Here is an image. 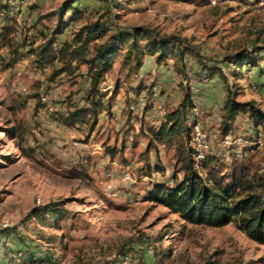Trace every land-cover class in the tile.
I'll return each mask as SVG.
<instances>
[{
    "label": "rangeland",
    "instance_id": "374dc122",
    "mask_svg": "<svg viewBox=\"0 0 264 264\" xmlns=\"http://www.w3.org/2000/svg\"><path fill=\"white\" fill-rule=\"evenodd\" d=\"M70 2L0 0L17 20L12 48L0 51V264H264V244L234 223L193 224L152 197L185 175L176 144L154 131L187 92L189 145L203 176L204 157L216 156L222 174L248 165L264 178V126L246 111L228 134L222 129L230 94L264 112V0H84L76 5L83 16L70 21L65 12L68 28L55 37ZM97 21L109 36L176 37L186 53L184 67L146 55L138 72L125 53L115 57L92 127L93 119L71 117L88 106V65L58 56L39 65L31 51L55 37L58 53ZM236 57L250 64L237 68ZM52 202L58 211L35 213Z\"/></svg>",
    "mask_w": 264,
    "mask_h": 264
},
{
    "label": "trees",
    "instance_id": "16d2710c",
    "mask_svg": "<svg viewBox=\"0 0 264 264\" xmlns=\"http://www.w3.org/2000/svg\"><path fill=\"white\" fill-rule=\"evenodd\" d=\"M84 0H72L60 9L59 21L54 36H59L68 28L69 21L65 14L72 13L70 21L79 20L83 11L76 6ZM193 2L194 0H184ZM6 5L0 16L4 17V24L0 30V51L12 48L17 20ZM66 12V13H65ZM111 30L102 21L86 24L74 36L71 43L63 44L57 53L53 46L55 37L31 51L37 55L36 62L44 65L57 56L66 64L77 60L88 65L91 83L88 91V106L76 110L71 114L73 120L88 123L92 120V127L96 124L99 112L103 109L101 82L106 73L112 68L114 58L125 53L124 62L130 69L138 72L144 64L146 55L156 56L159 61L175 58L176 63L184 67L186 49L180 39L163 36L154 30L135 29L132 34H118L109 36ZM109 36V37H108ZM108 37V38H107ZM96 43L91 52V46ZM141 42H145L144 44ZM237 68L249 63L246 58H235ZM17 61L11 58L2 69H8ZM3 62V61H2ZM0 62V65L3 63ZM223 74H221L222 76ZM223 78L226 79L225 76ZM100 97V98H99ZM190 94L187 92L181 104L166 113L161 126L154 131L157 140L166 144H176L178 155L184 157L185 175L174 186L164 184L156 187L153 199L168 207L173 213L179 214L185 221L210 227H222L234 223L251 239L264 244V178L251 176L248 165L234 167L228 174L218 170L219 159L216 156H205L202 167L206 170V177L196 167L192 149L189 145L193 127L188 124V110L191 106ZM248 111L257 126H264V112L255 107L253 102H237L230 94L224 105L222 129L228 134L236 121L237 115ZM87 117L89 119L87 120ZM45 211L56 212V203H48L43 208H37L38 215Z\"/></svg>",
    "mask_w": 264,
    "mask_h": 264
},
{
    "label": "built area",
    "instance_id": "2783aa9c",
    "mask_svg": "<svg viewBox=\"0 0 264 264\" xmlns=\"http://www.w3.org/2000/svg\"><path fill=\"white\" fill-rule=\"evenodd\" d=\"M197 131H199V128H197ZM127 179H131L132 177H131V175L130 174H128L127 176ZM15 259H16V262H21V253H19L18 255H15ZM22 264H24V263H22Z\"/></svg>",
    "mask_w": 264,
    "mask_h": 264
}]
</instances>
